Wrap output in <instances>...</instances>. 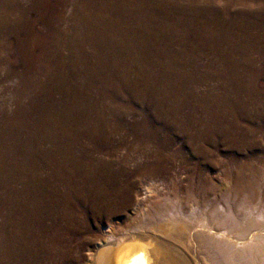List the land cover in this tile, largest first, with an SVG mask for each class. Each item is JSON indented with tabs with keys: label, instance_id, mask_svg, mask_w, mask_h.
Returning <instances> with one entry per match:
<instances>
[{
	"label": "bare ground",
	"instance_id": "1",
	"mask_svg": "<svg viewBox=\"0 0 264 264\" xmlns=\"http://www.w3.org/2000/svg\"><path fill=\"white\" fill-rule=\"evenodd\" d=\"M11 1L0 6L20 23L4 18L11 27L0 31V44L8 55L19 50L24 67L0 55V92L13 81L26 101L43 87L57 109L51 120L39 118L42 126L33 123L42 132L34 139L30 102L15 106L9 127L13 100L0 103V135L23 145L8 162L10 153L0 154V264H75L85 242L73 238L90 231L88 220L106 236L85 264H164L172 245L195 246L206 264H264V0ZM70 6L76 15L102 8L104 40H81L93 28L88 15L80 16L86 27H58V10ZM184 57L216 78L212 92L148 85L158 75L128 63ZM211 165L218 172L209 180ZM135 171L170 181L175 198L159 201L165 187L146 183L148 204L140 200L131 226L116 231L103 222L131 202L136 182H122Z\"/></svg>",
	"mask_w": 264,
	"mask_h": 264
},
{
	"label": "rangeland",
	"instance_id": "2",
	"mask_svg": "<svg viewBox=\"0 0 264 264\" xmlns=\"http://www.w3.org/2000/svg\"><path fill=\"white\" fill-rule=\"evenodd\" d=\"M9 2L11 0H8ZM13 1H17V0H12L11 2ZM52 2L55 3L56 0H51ZM1 2V0H0ZM78 2V0H73L72 3L75 5V3ZM2 6V5H1ZM0 6V31L2 32H5V33H8L11 25L8 24L9 27H7V25H4V18L8 17V18H11L13 21H11L13 24V27H15L14 25H16V23H20V20L18 21V19L16 20V15L14 13H10L8 12L7 10H4L2 9V7ZM7 8H9L7 6ZM93 9V10H91ZM100 9V11L98 10ZM58 11H61L60 13L63 14V19L64 20H61L59 23H57L56 25L58 27H76L79 29V27H86V25H83V21L81 19L80 16H85L88 15L93 23V25H91L93 28L89 27L90 29L87 30L86 32V35L84 33V35L81 38V40L83 39H88L87 41L90 42V39H93V40H96L97 41V37L98 38H101L102 37V40H104V37L103 35L106 33V31L103 30L102 25L105 24L106 22L103 21L102 19V15H100V13H102V8H97L93 6V8H88L85 13L84 12H80L79 15H76L74 12V7L73 6H70V7H67L66 9H61V10H58ZM89 11V12H88ZM100 12V13H99ZM105 12V11H104ZM9 13V14H8ZM42 13V5L40 7V9H32V11H30V18L33 19H37L40 18V14ZM47 17L50 15L52 17V13H54L52 10H49L47 12ZM59 12H57V14H60ZM106 13V17L105 19H109L108 17H110L109 15V12H105ZM103 13V14H105ZM8 16H6V15ZM13 14V15H12ZM55 14V13H54ZM60 14V15H61ZM10 16V17H9ZM62 16V15H61ZM2 17V18H1ZM78 17V18H77ZM94 17V18H93ZM114 17H118V18H122L121 20L125 19L123 15H121V13L119 14H116L114 15ZM76 18V19H75ZM111 18V17H110ZM80 19V20H79ZM70 20V22H69ZM112 20V19H109V21ZM76 21V22H75ZM96 21V22H95ZM102 21V22H101ZM56 22V20H55ZM80 22V23H79ZM119 22V21H118ZM62 24V25H61ZM69 25V26H68ZM5 26V27H4ZM21 27H24V26H21ZM37 29L39 32L41 33H45L46 30H47V26L39 21L36 25ZM8 28V29H7ZM3 29V30H2ZM98 29V30H97ZM100 29L102 31H100ZM5 30V31H4ZM24 30V29H23ZM89 31V32H88ZM98 31V33H97ZM83 32V31H82ZM80 32V33H82ZM22 34H24V31L21 32ZM79 33V34H80ZM103 33V34H102ZM107 34V33H106ZM81 35V34H80ZM95 35V36H94ZM88 36V37H87ZM93 36V37H92ZM118 41V39H117ZM85 41H83V44H84ZM87 42H85L84 45H86ZM1 49H3L1 47V44H0V55L1 57L3 58H12L14 59L15 61H17V65H16V68L18 70H22L24 65L22 64L23 63V58L21 56V53L19 50L15 49V48H12V53L10 55H8V49L4 48L3 50H7V51H4L3 50L1 51ZM49 51L50 52H53L49 47H48ZM90 49V47H87V52L91 55V52L92 50L90 49V51L88 50ZM14 50V51H13ZM66 51V50H65ZM3 52V53H2ZM45 56H46V53L43 51L42 54L40 53L39 54V63H37L36 65L40 68H45L46 65H44L43 61H45ZM25 58V57H24ZM43 58V59H42ZM80 59V58H79ZM188 58L184 57V58H171V60L169 61H165V60H159V59H152V61H149V60H141L140 62H136V61H133L131 62L132 60H129L128 63L131 64V66H133V68L131 67V70L135 71V72H138V71H149L151 70L150 72L152 74L155 75H158V78L155 82V84L152 82H149L148 85H151V86H164V87H167V88H181V89H187V88H198V90H200L201 92L203 91H211L210 88L214 89L216 87V84L218 83L216 78L213 77L211 74L208 75L206 73V71H201L199 70L197 73L194 69V67L192 66V64H188L189 59L187 60ZM96 64L97 62H107V60H104L102 58H99L98 56H96L94 59H92ZM96 60V61H95ZM116 60V61H115ZM119 60L117 59H111L109 60L110 63L112 62H117ZM149 63H148V62ZM158 61V62H156ZM184 62V63H183ZM187 62V64H186ZM203 62H206L205 60ZM118 63V62H117ZM115 63V64H117ZM127 63V64H128ZM134 63V64H133ZM138 63V65L136 64ZM153 63V64H152ZM167 63V64H166ZM177 63V64H175ZM143 64V65H142ZM159 64V65H158ZM165 64V65H164ZM123 65V64H122ZM129 65V64H128ZM139 65L141 67H139ZM185 65V66H184ZM136 66V67H135ZM153 67V68H152ZM188 67V68H187ZM114 68H116L118 70V72H123L124 71V68L121 66L120 62H119V65H115ZM121 68V69H120ZM135 68V69H134ZM142 68V69H141ZM159 68V69H158ZM168 68V69H166ZM174 68V69H173ZM181 68V69H180ZM145 69V70H144ZM147 69V70H146ZM155 69V70H154ZM190 69V70H189ZM193 69V70H192ZM157 70V71H156ZM167 70V71H165ZM175 70V71H173ZM178 70V71H177ZM188 70V71H187ZM161 71V72H159ZM181 72V73H180ZM195 72V73H194ZM172 75H171V74ZM4 74H6V72L4 71ZM167 74V75H166ZM175 74V75H174ZM180 74V75H179ZM186 76H185V75ZM165 75L166 78H164L163 76ZM177 75V76H176ZM182 75V76H181ZM202 75V76H201ZM185 76V77H183ZM189 76V77H188ZM191 76V77H190ZM160 77V78H159ZM169 77V78H168ZM182 77V78H181ZM44 76L42 75L41 77V80L45 82V78ZM179 78V79H178ZM190 78V79H189ZM204 78V79H203ZM210 78V79H209ZM28 79V78H27ZM164 81H162V80ZM177 79V80H176ZM30 80V79H29ZM216 80V81H215ZM174 81V82H173ZM185 81V82H184ZM180 82V83H179ZM199 82V83H198ZM43 83V82H42ZM151 83V84H150ZM173 83V84H172ZM176 83V84H175ZM4 84H9L10 85H13L9 87V93L8 94H5V93H1L0 92V95L3 96L1 97L0 96V103H2L4 100L3 99H6V101H11V104L7 107H5L6 109H8L9 111V115L8 117L10 116L11 118V122L7 124L6 127H9L11 126L12 124V120L14 119L13 117H15L14 115V111L17 107L18 104H20V102H23L25 105L28 104L29 102V107H32L30 108L31 110H29V115H35L37 114L38 116H34L35 118L32 117V125L31 126V133H28V135L34 139H37L38 137H40L42 134V132H39L37 129H35V124H37V126H40L41 125V120H42V123L45 122L46 120L49 121L51 120V118H54L56 115V109H57V106H54L51 104L50 101H48V97L50 98L51 96H49V94L47 93L46 89H43V87H41V89H36V90H33L32 92H30L29 94H27L29 100L27 99L26 101L23 99V98H20L18 94H16V91H14L15 89L18 88V84L11 81L10 83L9 82H5ZM158 84V85H157ZM175 84V85H174ZM171 85V86H170ZM4 86V85H3ZM177 86V87H176ZM5 88L8 87V86H4ZM35 89V88H34ZM209 89V90H208ZM44 90V91H43ZM212 92V91H211ZM46 94V95H45ZM30 96V97H29ZM54 97V96H53ZM58 97H60V95H56L55 98L58 99ZM11 98V99H10ZM54 98V99H55ZM48 99V100H47ZM55 99V100H56ZM32 100V101H31ZM38 100V101H37ZM17 101V102H16ZM43 103V104H42ZM16 104V105H14ZM47 104V105H46ZM49 104V105H48ZM35 105V106H34ZM38 105V106H37ZM16 106V107H15ZM48 106V107H47ZM51 106V107H50ZM45 108V109H44ZM50 108V109H49ZM49 109V110H48ZM53 110V111H52ZM31 111V112H30ZM39 111V112H38ZM42 111V112H41ZM39 113V114H38ZM14 115V116H13ZM44 116V117H43ZM42 117V118H41ZM51 117V118H50ZM16 118V117H15ZM39 118H41V120H39ZM45 118V119H44ZM35 119V120H34ZM40 122H39V121ZM42 126V125H41ZM49 126V125H48ZM4 130H7V128H5ZM36 132H35V131ZM43 131V130H42ZM47 133H51V130L47 129L46 130ZM18 134V133H17ZM22 134V133H21ZM20 134V135H21ZM27 135V136H28ZM2 137V138H1ZM0 154H5L6 152L10 153L11 157L9 156H6V158H4L7 162L9 161L10 158L14 157L15 151H13L14 149L17 150L18 152L21 151V148L23 147V145H19V146H16L13 144V142H11L12 140H10L12 138V135H10L8 138H7V141L9 139V141L7 142L6 144V141L3 140V136L0 135ZM5 141V142H3ZM2 144V145H1ZM10 146V147H9ZM12 149V150H11ZM4 150V151H3ZM6 150V151H5ZM7 153V154H8ZM13 153V154H12ZM185 154H187L189 156V153H188V149L185 150ZM13 155V156H12ZM9 157V158H8ZM8 158V159H7ZM3 160V158H2ZM1 161V160H0ZM131 166V167H130ZM130 169L133 168V165H129ZM132 170V169H131ZM218 169L211 165V166H206V169L204 170L205 171V176L208 177L209 180H211L213 176H216L217 175V171ZM216 174H215V173ZM212 174V175H211ZM144 174H140L138 173L137 171H135L133 174L131 175H127L124 177L123 181L122 182L123 184H127L129 183L130 181H133V182H136L134 184V187L132 188V191H131V202L128 204V205H125L122 210L120 212H118V214L116 216H113L111 217L110 219H106L104 223H113L112 225L115 226L116 228V231L118 230H122V229H128L130 226H131V221L129 219V216H131L132 219H136V216L137 214L136 211H135V206L137 205V203L140 201L141 204H148V200H146V194H145V188L147 184L149 183H155L157 185L160 186V188L163 186L165 187V190L162 192V196L161 198H159V201H164L166 204H171L173 201H172V198L174 197L175 198V193L174 190H173V187H172V184L170 181H162V180H159L157 178H151L149 176H146ZM137 176V177H136ZM140 176V177H139ZM133 177V179H132ZM147 178V179H146ZM150 181V182H149ZM157 181V182H156ZM147 183V184H146ZM162 184V185H161ZM185 185H187V183H185ZM186 195L185 193H180L179 194V198L181 197L182 200H184V195ZM171 200V201H170ZM186 200V198H185ZM215 198H214V195H211L210 197V202L211 203H215ZM133 203V204H132ZM132 204V205H131ZM189 204V203H188ZM127 206V207H126ZM186 211H190V209H188V205H187V208H185ZM188 209V210H187ZM117 221V222H116ZM88 222V225L90 226V231H87L84 229V233H82L80 236L77 235L73 238V242L74 244H77L79 245L80 242H85V248L83 250V259L81 260H77L75 261L74 263L75 264H85L86 261H88L90 259V253H95L96 250H97V241L101 238H104L106 235L104 234L103 232V226L102 224H100V222H92L90 220L87 221ZM119 222V223H118ZM93 223V224H92ZM91 224V225H90ZM130 224V226H129ZM101 228V229H100ZM97 230V231H96ZM87 232V233H86ZM91 232V233H90ZM86 234V235H85ZM99 234V235H98ZM89 235V236H88ZM95 235V236H94ZM94 236V237H93ZM81 238V239H80ZM83 240V241H82ZM87 241V242H86ZM172 248V249H171ZM178 249L177 250H174V249ZM185 248H177L176 246H171L168 250L169 252V255H168V258H167V261L164 263V264H206V262L204 263L203 259L201 258L202 255L201 253L199 252V250L197 248H195V246H191L189 247L188 249H185ZM188 250V251H187ZM174 252V253H173ZM176 255V256H175ZM181 257V258H180ZM193 257V258H191ZM180 258V259H179ZM86 260V261H85ZM193 260V261H192ZM173 262V263H172ZM190 262V263H189ZM195 262V263H194Z\"/></svg>",
	"mask_w": 264,
	"mask_h": 264
}]
</instances>
